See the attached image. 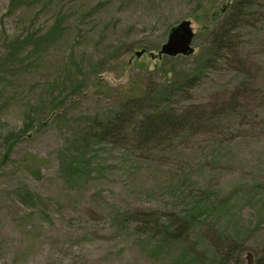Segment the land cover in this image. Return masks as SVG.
<instances>
[{"label": "rangeland", "instance_id": "1", "mask_svg": "<svg viewBox=\"0 0 264 264\" xmlns=\"http://www.w3.org/2000/svg\"><path fill=\"white\" fill-rule=\"evenodd\" d=\"M231 1L0 0V264H217L219 252L223 264H264V0L169 102L180 131L141 145L132 119L94 147L85 174L68 177L81 170L70 144L96 132L92 118L116 116L164 70H190ZM184 19L194 53L163 61L157 51ZM197 195L225 201L182 247L157 249L138 218L121 215L176 227ZM189 246L199 261L179 262Z\"/></svg>", "mask_w": 264, "mask_h": 264}, {"label": "trees", "instance_id": "2", "mask_svg": "<svg viewBox=\"0 0 264 264\" xmlns=\"http://www.w3.org/2000/svg\"><path fill=\"white\" fill-rule=\"evenodd\" d=\"M256 1L257 0H232L231 2H226L223 8L216 10V13L223 14L224 16L222 21L218 23L217 28H215V30L209 31V33L211 32L210 34L212 35L210 49L206 52L202 51L198 54H195L194 65L190 70L181 71L180 73L168 70L169 73L171 72L169 75L167 74V71L165 72L164 70L163 83H161L159 86L151 85L150 89L140 90L141 93L139 95L131 96L132 100L130 103H128L126 100L121 101L116 116H113L110 120L103 121H98L96 118H92L91 128H93L96 132L91 133V136L86 134L85 137L80 136L79 138V141L82 143L84 138L92 139V147L87 146L86 148H83L79 144L78 140H76L75 143L72 142L70 144V150L72 151L70 153L76 157V165L80 167L81 170L79 172L73 173L68 172V177L72 180L74 177L85 174L89 163L94 161V151H96L93 150L94 147H101L106 139L108 140L110 137L115 136L114 133L118 132L117 127L130 126L132 119L138 118L137 122L130 126V131L133 135L137 136V142H139L141 145L153 142V146H158L165 142L166 138L180 131L183 116H176V114L170 113L169 102L176 97L177 93H181L182 87H193L195 83L201 79L205 68L211 63L212 56H214V51L224 50V48L229 46L231 38L233 37V27L243 20L245 11L247 12L253 9ZM209 6L205 7L206 11L209 10ZM206 11L203 13H206ZM216 19L217 18L215 14H212L211 21L213 24L217 22ZM13 57L14 51L12 50L9 52L7 60H11ZM176 57L179 56H162L161 59L165 61L167 58L174 59ZM163 64L164 63H162V65ZM0 65H3L2 61H0ZM156 69H159V67ZM161 69H163V67ZM131 105H134V107H130ZM145 107L151 108V111L148 113H143L142 109ZM29 125L30 124H28L27 127H29ZM26 130L28 131H26L25 135H28L31 128ZM167 130L171 131L168 133V135L164 133ZM14 140L15 138L10 142H14ZM7 163V161L3 162V159H1L0 170H2L4 164ZM74 169L75 168H73L71 165L70 170ZM207 200L210 203H208ZM223 201H225L224 198L219 200H209L204 195L193 196L191 199H189L187 206L180 212V214H178L179 218L176 220V227H173L171 221V223H168L167 221L165 224H161L157 219H153L154 217L149 214H142L139 219L136 213L132 214L131 211L123 210L121 215L124 218H130L132 215V217H134V221L138 218V221L140 222V230L145 233L146 238H155L158 241L155 246L157 249H164L166 248V245L182 247L180 241L183 238L188 237L190 231L196 228L197 225L202 222V219L205 218V215L208 212L214 213L215 209L220 210L221 203H223ZM192 246L185 248L179 262L188 256L196 262L199 261L196 256H190L191 254L189 250L192 249ZM223 256H225L223 252H219L218 257L215 255V261H217V264H223ZM209 259L212 260L211 258Z\"/></svg>", "mask_w": 264, "mask_h": 264}, {"label": "water", "instance_id": "3", "mask_svg": "<svg viewBox=\"0 0 264 264\" xmlns=\"http://www.w3.org/2000/svg\"><path fill=\"white\" fill-rule=\"evenodd\" d=\"M193 37L194 32L190 20H182L169 30L167 39L161 45L159 54L167 56L191 55L194 52L191 45Z\"/></svg>", "mask_w": 264, "mask_h": 264}]
</instances>
